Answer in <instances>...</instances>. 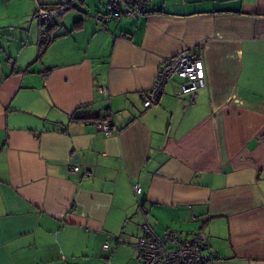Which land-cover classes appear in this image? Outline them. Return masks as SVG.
<instances>
[{
  "label": "crops",
  "instance_id": "0c3cea01",
  "mask_svg": "<svg viewBox=\"0 0 264 264\" xmlns=\"http://www.w3.org/2000/svg\"><path fill=\"white\" fill-rule=\"evenodd\" d=\"M107 1L0 0V264H142L145 221L203 231L212 264H264V0H152L104 22ZM57 4L42 47L37 8ZM193 47L206 85L180 94L173 76L144 107ZM106 109L118 134L87 122Z\"/></svg>",
  "mask_w": 264,
  "mask_h": 264
},
{
  "label": "built area",
  "instance_id": "2783aa9c",
  "mask_svg": "<svg viewBox=\"0 0 264 264\" xmlns=\"http://www.w3.org/2000/svg\"><path fill=\"white\" fill-rule=\"evenodd\" d=\"M151 2L152 0H108L103 8V20L107 22L122 16L134 17L145 14ZM63 11V6L52 9L38 7L36 15L41 22L52 23ZM173 76L182 79L179 84L180 94L194 96L200 87L206 85L205 64L198 47L182 50L160 64L152 86L143 96L144 107H149L159 101L164 86L171 81ZM100 92L106 94V88L101 87ZM90 121L106 136L119 133L114 122V114L108 109L96 119L87 120V122ZM68 169L71 173H77L80 171V165L70 162ZM83 175L91 176L92 172L85 169ZM132 188L135 194L141 191L139 184H133ZM141 229L142 233L136 239L135 247L137 257L142 264H212L216 259L214 255L203 252L207 239L203 231L199 230L191 235L181 236L176 231L166 229L162 235H157L147 221L142 224ZM104 247H108V244H104Z\"/></svg>",
  "mask_w": 264,
  "mask_h": 264
},
{
  "label": "rangeland",
  "instance_id": "374dc122",
  "mask_svg": "<svg viewBox=\"0 0 264 264\" xmlns=\"http://www.w3.org/2000/svg\"><path fill=\"white\" fill-rule=\"evenodd\" d=\"M49 25H50L49 22H46V23L43 24V26L45 28H48ZM168 226L171 229H179V228H181V229H183V231H191L194 228V224L192 222L191 223L189 221L182 222V221H179V220H176V222L174 221V223H171V225H168ZM155 230L160 235L161 232H162V227L156 228ZM179 233L182 234V232H179ZM184 233H186V232H183V234ZM107 241H109L111 243V241H112L111 237L106 239L105 244H108ZM113 245H114V243H113ZM121 254L122 253L120 252L116 256V258L114 259L115 256H113V251L106 250L104 252V255H105V258H106V260H104V264H126L129 261L128 257H130V253H129V251H126V252H124V254L122 256H121Z\"/></svg>",
  "mask_w": 264,
  "mask_h": 264
},
{
  "label": "trees",
  "instance_id": "16d2710c",
  "mask_svg": "<svg viewBox=\"0 0 264 264\" xmlns=\"http://www.w3.org/2000/svg\"><path fill=\"white\" fill-rule=\"evenodd\" d=\"M63 6L64 7V10L66 9L67 6H64V5H60V4H57L56 6L52 7V8H56V7H61ZM40 8H43V9H48V8H44V7H41L39 6ZM51 8V9H52ZM43 22H42V30H41V37H42V40H41V43H40V46L42 45H46L49 41H51V39L53 38V35L51 34V32H53V28L55 27L54 25H56V22H52L50 23L49 27L48 28H43Z\"/></svg>",
  "mask_w": 264,
  "mask_h": 264
}]
</instances>
